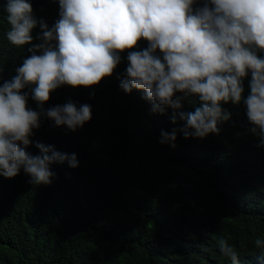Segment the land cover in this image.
<instances>
[{
  "label": "trees",
  "instance_id": "16d2710c",
  "mask_svg": "<svg viewBox=\"0 0 264 264\" xmlns=\"http://www.w3.org/2000/svg\"><path fill=\"white\" fill-rule=\"evenodd\" d=\"M29 2L49 28L59 19L58 2ZM6 3L0 0V85L32 46L7 40ZM40 35L37 26L33 44ZM146 47L141 41L139 49ZM127 65L124 52L99 85L51 94L45 109L69 100L91 106V120L75 132L56 127L29 98L40 119L26 151L40 155L35 145L42 143L75 153L78 167L50 165L49 185H35L23 169L12 179L0 176V264H231L220 239L237 249L239 264H264V250L254 246L264 239V146L249 131L244 104L222 105L231 115L218 134L185 139L178 132L175 147L162 144V131L183 127L179 113L199 102L177 93L175 124L171 109L153 114L142 91L120 88Z\"/></svg>",
  "mask_w": 264,
  "mask_h": 264
},
{
  "label": "clouds",
  "instance_id": "9594fccd",
  "mask_svg": "<svg viewBox=\"0 0 264 264\" xmlns=\"http://www.w3.org/2000/svg\"><path fill=\"white\" fill-rule=\"evenodd\" d=\"M59 19L49 28L33 15L29 0H7V40L30 55L0 85V176L15 178L21 169L39 185L54 178L50 165L78 167L75 153H61L37 143L30 155L40 112L56 127L75 132L92 118L91 106L44 108L62 86L93 88L113 75L127 52L128 65L120 83L125 93L142 91L153 114L172 110V123L182 102L177 93L194 97L198 107L179 113L183 127L161 133V143L175 147L177 133L185 139L218 134L230 113L222 105L244 104L249 131L264 146V0H54ZM39 26L40 41L32 32ZM141 41L147 47L139 49ZM249 94L244 80L249 76ZM28 89L29 91H25ZM94 96V93L92 94ZM29 98L40 112L29 108ZM20 145H23L22 148ZM220 253L239 264L240 253L227 240L217 241ZM254 246L264 250V239Z\"/></svg>",
  "mask_w": 264,
  "mask_h": 264
}]
</instances>
